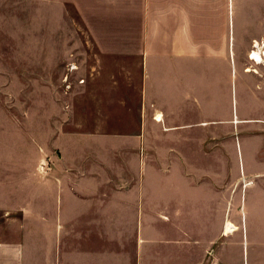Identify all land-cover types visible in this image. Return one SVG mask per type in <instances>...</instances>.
<instances>
[{"label": "crops", "instance_id": "1", "mask_svg": "<svg viewBox=\"0 0 264 264\" xmlns=\"http://www.w3.org/2000/svg\"><path fill=\"white\" fill-rule=\"evenodd\" d=\"M34 1L72 9L107 110L29 183L0 167V264H218L227 222L264 264V0Z\"/></svg>", "mask_w": 264, "mask_h": 264}, {"label": "rangeland", "instance_id": "2", "mask_svg": "<svg viewBox=\"0 0 264 264\" xmlns=\"http://www.w3.org/2000/svg\"><path fill=\"white\" fill-rule=\"evenodd\" d=\"M98 65L71 8L55 13L34 0H0V167H26L27 184L32 167L54 164L53 137L99 130L96 119L107 109L99 108ZM115 126L126 131L129 124ZM227 224L235 231L219 234L218 264H245L238 227Z\"/></svg>", "mask_w": 264, "mask_h": 264}, {"label": "built area", "instance_id": "3", "mask_svg": "<svg viewBox=\"0 0 264 264\" xmlns=\"http://www.w3.org/2000/svg\"><path fill=\"white\" fill-rule=\"evenodd\" d=\"M261 56L264 57V51L260 52L258 50H253L249 54L250 59H252L254 61H256L257 59H260V61H261Z\"/></svg>", "mask_w": 264, "mask_h": 264}, {"label": "bare ground", "instance_id": "4", "mask_svg": "<svg viewBox=\"0 0 264 264\" xmlns=\"http://www.w3.org/2000/svg\"><path fill=\"white\" fill-rule=\"evenodd\" d=\"M257 61H259L258 59H257ZM232 229V230H231ZM226 234H229V233H233L234 231H235V229L234 228H232L230 225H226Z\"/></svg>", "mask_w": 264, "mask_h": 264}]
</instances>
